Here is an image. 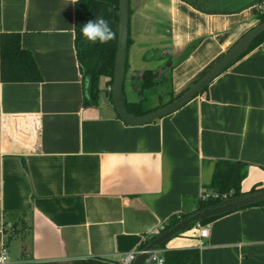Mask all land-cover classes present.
I'll list each match as a JSON object with an SVG mask.
<instances>
[{
	"label": "crops",
	"instance_id": "crops-1",
	"mask_svg": "<svg viewBox=\"0 0 264 264\" xmlns=\"http://www.w3.org/2000/svg\"><path fill=\"white\" fill-rule=\"evenodd\" d=\"M75 1L0 0V36L20 34L42 75L0 78V255L6 248L7 264H124L209 192L218 160L249 164L243 190L264 185V43L182 107L130 124L110 101L106 76L99 105H84ZM130 7L125 80L166 62L150 51L169 53L178 95L260 23L264 3L234 13L185 0H130ZM208 224V237L193 226L164 250L197 247L201 264H264V208H238Z\"/></svg>",
	"mask_w": 264,
	"mask_h": 264
},
{
	"label": "trees",
	"instance_id": "trees-1",
	"mask_svg": "<svg viewBox=\"0 0 264 264\" xmlns=\"http://www.w3.org/2000/svg\"><path fill=\"white\" fill-rule=\"evenodd\" d=\"M185 1L202 11L210 13H234L249 6L256 4L261 5L264 3V0ZM131 12L132 10L129 5L130 15ZM96 16H103L104 19L108 20L112 30L116 33V39L107 44H89L84 41L81 34V27L88 20L94 19ZM257 17L260 22H264V10L260 9L257 13ZM119 19V0L75 1V47L82 72L84 105L87 107L96 106L100 103V94L102 91L100 82L102 76L108 77L106 83L109 87H112L118 48ZM132 41L133 40L129 30L128 51ZM198 43L199 40L190 44L180 60L187 57L198 45ZM263 43L264 32L256 37L248 51ZM159 57L166 58V62L163 65L156 69H145L138 72L135 77L131 79L134 88L139 94V98L137 100H128L125 96L124 90L126 107L129 112L135 115H142L153 111L173 101L179 95H175L172 84L173 68L176 64V60L169 53H162ZM127 69L128 62H126V70ZM0 78L3 81H39L42 79L41 72L32 53L23 47L21 36L16 32H6L2 33L0 36ZM208 85L209 84H207L201 92L207 90ZM153 95H157V103L153 102ZM109 99L112 103H114L111 88L109 90ZM248 169L249 164L247 162L240 160H218L214 170L212 182L208 186L209 192L211 193L206 191L205 197L202 195L196 198V205L194 208L182 210L181 212L174 214L164 224L162 231L171 228L173 225L193 212L201 210L204 207L217 204L225 198L263 190L264 185L261 182L253 184L249 190H243L242 182L248 175ZM250 206H261L264 208V200L257 201L241 208ZM226 213L205 218L201 220L200 223L207 224ZM196 224L197 222L192 223L187 229L192 228ZM11 228H15V223H12L8 229ZM154 237L155 235L149 238L142 248L150 243ZM161 247L165 248V244ZM164 257V264H201L200 249L197 247L165 249Z\"/></svg>",
	"mask_w": 264,
	"mask_h": 264
},
{
	"label": "water",
	"instance_id": "water-1",
	"mask_svg": "<svg viewBox=\"0 0 264 264\" xmlns=\"http://www.w3.org/2000/svg\"><path fill=\"white\" fill-rule=\"evenodd\" d=\"M129 5V0H119V37L114 81L111 87V92L114 105L117 108L120 117L130 124L148 123L158 118H162L182 107L193 97L198 95L207 84L212 82V80H214L219 74L232 65L245 52H247L256 37L264 32V22H260L252 29L247 31L240 39H238L235 44H233V46H231V48H229V50L211 68H209L187 89L180 93L176 99L148 113L135 115L129 112L127 109L124 96L130 21ZM108 93L109 92H107V94ZM260 200H264V189L240 196L228 197L217 204L195 211L173 225L171 228L166 229L155 236L154 239L144 247L145 251L140 253L132 262V264H142L145 262L148 258V252L150 250L163 246L172 237L179 234L180 232L185 231L192 223H198L205 218L230 212Z\"/></svg>",
	"mask_w": 264,
	"mask_h": 264
},
{
	"label": "clouds",
	"instance_id": "clouds-1",
	"mask_svg": "<svg viewBox=\"0 0 264 264\" xmlns=\"http://www.w3.org/2000/svg\"><path fill=\"white\" fill-rule=\"evenodd\" d=\"M81 34L84 41L89 44H107L116 39V33L103 16H96L94 19L84 23L81 27Z\"/></svg>",
	"mask_w": 264,
	"mask_h": 264
},
{
	"label": "built area",
	"instance_id": "built-area-1",
	"mask_svg": "<svg viewBox=\"0 0 264 264\" xmlns=\"http://www.w3.org/2000/svg\"><path fill=\"white\" fill-rule=\"evenodd\" d=\"M211 193V192H208ZM206 193L203 194V196L205 197ZM195 227L199 230V235L201 238H206L209 235V224H202L200 222H198ZM164 228V225H162L160 228H157L154 232L153 235H158L162 232ZM203 243V242H202ZM144 248H140L139 250H135L130 252L127 256H125V258L123 259V263L124 264H131L136 257L144 252ZM164 248L162 247H158L155 249H152L148 252V261H153L156 264H164L165 261V257H164ZM9 262V256L7 254V249L4 248L2 251V254L0 255V264H7Z\"/></svg>",
	"mask_w": 264,
	"mask_h": 264
},
{
	"label": "rangeland",
	"instance_id": "rangeland-1",
	"mask_svg": "<svg viewBox=\"0 0 264 264\" xmlns=\"http://www.w3.org/2000/svg\"><path fill=\"white\" fill-rule=\"evenodd\" d=\"M160 51H150L148 53V56L151 57V56H159ZM124 88H125V95L127 97L128 100H137L139 98V94L137 92V90L134 88V85L132 84V81L130 80V78L128 77L126 80H125V83H124ZM153 102H157L158 101V97L157 95H153ZM168 245V244H167ZM150 264H155L154 262H151Z\"/></svg>",
	"mask_w": 264,
	"mask_h": 264
}]
</instances>
